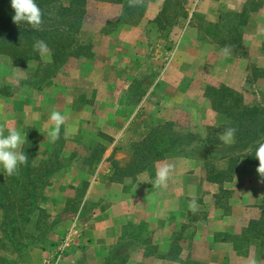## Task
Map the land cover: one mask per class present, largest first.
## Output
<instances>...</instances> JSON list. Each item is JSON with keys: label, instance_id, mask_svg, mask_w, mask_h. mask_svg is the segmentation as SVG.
<instances>
[{"label": "rangeland", "instance_id": "rangeland-1", "mask_svg": "<svg viewBox=\"0 0 264 264\" xmlns=\"http://www.w3.org/2000/svg\"><path fill=\"white\" fill-rule=\"evenodd\" d=\"M149 1H89L80 37L82 55L70 59L57 72L52 71L53 75L48 67L52 64L51 58L40 57L39 60L31 61L24 67L13 66L10 61L0 58V130L7 134L8 130L15 128L26 134V139H30L32 145L29 167L33 170L30 185L18 174L7 176L0 169V181L4 180V183L0 182V194L7 196L4 201L9 208V218L16 221V224L11 225L12 228L8 226V231L6 229L9 225L8 221L6 218L1 220L0 264H54L57 262L58 248L65 243V237L74 225L81 236L84 228L80 223L86 221L92 209L87 201L83 202L87 184L80 188L70 185L58 188V193L66 201L64 208L57 200L49 203L50 199L44 195L45 190L47 187H52L55 179H63L68 169H79L89 176H98L104 181L119 180L124 170L129 172L136 170L133 169L135 166H132L138 162V156H133L131 144L129 146L115 145V138L107 134V131L111 129L99 124L107 119L111 122L114 133L121 131L123 127L116 121L110 120L109 113L119 112L118 104L124 99L129 105L135 106L136 109L132 112L143 109L147 101L153 103L155 100L150 92L152 87L158 92L157 94L161 95L163 101L172 97V91H175V101L183 103V91L189 87L194 88L193 92L200 91L203 101L192 100L189 104L182 105L176 119L167 122L173 123L172 126L161 130L157 140L148 147L158 152L162 158H154L145 171H148L151 178L157 179V173L160 171L157 169V164L163 163L167 158H194L197 161V167L205 162L211 167L190 170L192 173L201 171L203 180L208 182L209 179H215L221 184L231 180L233 173L229 169H223V164L220 162H216L218 157L206 156L208 153H213L212 149L221 152L229 146L220 140L221 127L228 120L221 113L213 111L210 100L204 96L207 89L219 92L220 85L223 84L213 78H198L196 72L200 65L199 59L207 58L206 55L209 53L210 58L211 53L214 52L216 60L208 61L209 68L218 73L226 71L231 74L235 81V89H229L238 95L241 106H254L262 101L264 98V0H247L248 8L245 9V13L237 15L220 13L218 22L214 24L206 21L198 13L201 0H171L170 3L161 5L156 27L145 25L142 30L146 46H138V49L146 48L147 50L142 54L143 59L140 62L143 63L141 65H145L146 70H138L134 67L138 64L133 63L135 70L127 73L130 76L122 74L121 81L116 87L117 93L111 95L114 96L111 100H115L112 106L116 109L108 110L106 95L99 92L97 87L103 86L106 79L102 67L105 58L101 49L103 44L101 40L102 37L111 34L105 35L102 30L109 24L115 23V21H107L110 16L109 9L118 7L122 14L131 3L138 7L139 11L137 10L133 18L137 19L136 16L140 10L143 12L142 18L137 23L122 26L117 31L125 27L135 29L141 22H146L143 17L149 10ZM180 19L183 21L181 22ZM177 25H179L178 30H175L174 27ZM192 25L201 27L199 38L208 39L214 43L209 44L213 51L209 49L203 55L206 46H202L200 51H196L194 47L182 46L181 48L179 33L181 34V30L190 28ZM162 26L163 28L160 29ZM109 27L108 30L111 28ZM133 35L131 34L128 40L132 41ZM225 46L230 47L228 56L221 54V49ZM112 50L117 59L120 58L119 42L112 43ZM232 53L239 56L238 66L234 68H231ZM129 65L132 70V64L129 63ZM121 67V65L118 66L119 70L116 72L124 70ZM169 68L172 71L176 69L184 72L198 80L183 79L180 82L182 95L177 92L179 88H167L159 83L155 86L156 75ZM133 72L136 74L133 75ZM120 89H124L126 93H120ZM219 97L216 98L220 99ZM192 98L196 99V96ZM231 99L233 98L229 97L226 100V105ZM53 111H59L65 116V122L60 127L59 139L55 143L50 142L49 139V132L55 128L54 123L50 121ZM77 119L80 122L79 125H72L78 122ZM132 127L133 125L130 128ZM199 141L204 145L199 146ZM146 152L143 150L140 153L146 156ZM234 155L236 158L239 154L235 152ZM244 159L250 162L249 158ZM148 160L150 161V158ZM56 161H58L57 164L54 163ZM221 172L223 176L218 177ZM3 175H5L4 179H2ZM135 176L137 175L131 178ZM31 195H34L33 210L29 204ZM254 197L255 205L240 213L243 220L238 222L235 234L226 235L224 238L222 234H216L213 242L209 234L215 230L209 228L211 225H207L206 222L209 218L218 219L219 215L212 210L220 206L219 209L224 208L225 215L230 216L231 206L227 205L230 201L235 205L236 202L233 200L238 198L229 194H219L215 198L214 206L209 202L207 206L192 207L187 224L183 226L185 229L188 228L190 233L189 239L183 240V245L190 250L186 261L189 264H210L212 257L209 251L213 244L225 240L233 246L236 255L232 260L227 256L214 264H230L231 261L235 264H264V249L260 248L257 242L248 241L250 234L246 231L249 222L260 221L262 218L264 191L256 190ZM24 218L26 220H23ZM67 220L70 223V229L64 234V230H60L59 225L63 222L67 223ZM4 221L6 228L3 226ZM200 241L202 243V246L198 248L200 251L198 252L197 249L196 253H193L194 247L196 245L198 247ZM75 243H77L75 239L67 243L56 264L63 262L64 257L67 258L66 261L69 259L67 249L71 250Z\"/></svg>", "mask_w": 264, "mask_h": 264}, {"label": "crops", "instance_id": "crops-1", "mask_svg": "<svg viewBox=\"0 0 264 264\" xmlns=\"http://www.w3.org/2000/svg\"><path fill=\"white\" fill-rule=\"evenodd\" d=\"M170 2L171 0H150L148 3L149 10L145 12L143 17L146 22H141L135 29L125 27L102 37L101 49L105 58L102 67L106 79L105 84L101 87L98 86L97 90L106 95L105 100L108 110L116 109L112 106L115 100H111L114 97L111 95L117 93L116 87L121 81L122 74L129 77L130 74L127 73L135 70L133 63L138 64L134 66L138 70H146L145 65H141L143 63L140 62L143 59L141 58L142 54L147 50L146 48L138 49L139 45L146 46V39L142 37V30L145 25H155L156 27L161 5ZM247 2V0H201L197 11L206 21L214 24L218 22L220 13H231L233 15L245 13V9L248 8ZM117 8L112 7L109 9L110 16L107 21L116 22L119 19L121 10ZM148 21L151 22L148 23ZM180 21L183 20L180 19ZM178 27L179 25L175 26L174 29L178 30ZM162 28L163 26L160 27V29ZM200 28V26L192 25L190 28L181 30V34L179 33L181 48L182 46L194 47L196 51H200L202 46H206L208 49L204 48L203 55L209 49L214 50L211 48L213 42L199 38ZM131 34H134L132 41L128 40ZM113 42H119L120 58L118 59L112 50ZM213 53H211L210 58L209 53L206 55L207 58L201 57L199 59L200 65L196 72L197 77L213 78L226 87L235 89L234 78L229 72L220 71L218 73L209 68L208 61L214 62L216 60ZM230 56L231 68L238 66V54L232 53ZM115 61L124 70L116 72V70H119L118 66L120 65H117ZM129 63L132 64V70L129 68ZM134 74L136 72H133ZM187 78L194 79L195 77L176 69L172 71L169 68L156 75L154 85L159 83L167 88H179L177 92L180 95L182 93L180 82ZM198 78L195 79L198 80ZM123 90L120 89V93L124 92ZM193 91L194 88L191 87L184 90L183 103L182 101L177 103L175 101V91H172V97H168L163 101L161 95L157 94L158 92L152 87L150 90L151 97L155 101L153 103L147 101L148 104L145 102L143 109L138 112H132L136 108L129 105L126 99L118 104L119 112H108L110 120L116 121L123 127L121 131L114 133L111 122H108L107 119L99 125L111 129V131H107V134L115 138V145L129 146L143 140L151 128L174 121L182 105H187L192 100L202 102L203 98L200 91ZM192 96H196V99H193ZM79 123L78 121L72 125L78 126ZM131 125H133L132 128H130ZM196 162L194 158L171 157L164 160L163 163L157 164V169L166 171L168 174L166 184H158L157 179L151 178L148 171L142 172L134 178L126 177L114 181H104L98 176H89L79 169H68L63 179H55L52 187L46 188L45 197L50 199L49 203L53 200L61 202L60 205L64 208L66 201L58 193V188L63 185L80 188L87 184L83 202L87 201L92 209L86 221L80 223L84 229L81 236L79 235L75 239L77 243L72 246L71 250L67 249L69 253L67 254L70 255L69 259L66 261L67 258L64 257L63 262L61 261L60 264H189L186 260L189 258L190 250L183 245V240L189 239L190 233L188 228L185 229L183 226L187 224L189 212L192 208L190 203L194 200L195 207L207 206L209 202L210 205L214 206L215 198L219 194L233 195L238 199L233 200L236 202L235 205L232 201L227 205L231 206L230 216L229 214L225 215L224 208L221 210L219 209L220 206L217 207L218 209L215 207L216 210H212L219 215V218L207 219V225H211L209 228L215 230L209 236H211L213 242L216 234H222V238L226 235L235 234L238 222L243 220L240 213L255 205L256 190L262 189L264 191V177H261L257 172L259 165L255 166L246 159L241 158L236 164L231 180L221 184L220 182L203 180L201 171L192 173L191 169L211 168L206 162L199 164V167H197ZM216 162L223 164V169H230L228 159L216 160ZM4 178L5 175L2 179ZM64 217L67 218V216ZM1 220H3V212L0 210V223ZM65 223L59 225V229L64 230V234L70 229L68 220L67 223L69 224ZM181 228H183V232H181ZM203 229H206V227H203ZM64 234L62 235L64 236ZM177 239H181L180 242ZM200 246H202L201 241L198 247L197 245L194 247L193 253H196ZM199 251L200 249H198ZM209 252L212 257L210 264L217 263L218 260L220 261L227 256L232 260L236 255L233 246L225 240L215 242ZM232 262L230 264H235Z\"/></svg>", "mask_w": 264, "mask_h": 264}, {"label": "trees", "instance_id": "trees-1", "mask_svg": "<svg viewBox=\"0 0 264 264\" xmlns=\"http://www.w3.org/2000/svg\"><path fill=\"white\" fill-rule=\"evenodd\" d=\"M89 1L102 0H36L42 10L44 21L40 29L37 30L26 24H15L12 20L14 10L10 6V0H0V58L10 61L13 66L24 67L29 62L40 59V55L34 51L33 45L37 40H43L52 51V64L48 67L51 75H53L52 71L57 72L70 59L78 58L82 55L80 37L85 22L86 6ZM137 10L139 11L138 7L132 3L129 4L119 19L115 23L109 24L110 30H108V27L104 28L102 33L106 35L117 31L122 26L137 23L143 15L140 10L136 16L137 19L134 20L133 16L136 15ZM204 96L210 100L213 111L221 113L228 120L227 123L222 125L221 133L223 134L229 127L237 129L233 145L227 146L226 150L221 152L212 149L213 153H208L206 156L208 158L218 157L217 160L228 159L230 163L229 171L232 173H234L236 164L241 158H249L251 164L259 165L254 153L258 144L264 142V98L254 106H241L238 95L223 85H220L219 92L207 89L204 92ZM229 97L233 99L228 101L226 105V100ZM172 124L165 123L154 127L142 141L131 144L130 149L133 152V156H138V162L132 166H135L133 169L136 170L130 172L124 170L120 175V179L138 175L147 169L154 158H162L158 152L148 149V147L152 146L157 140V135L161 130L172 126ZM26 140L27 142L21 150H24L29 161L26 166L20 168L18 175L31 185L33 170L29 166L31 163L32 145L30 139L27 138ZM199 142V146L204 145L201 141ZM143 150L147 151L146 156L141 155L140 152ZM235 152L239 154L236 158L234 157ZM149 158L150 161L148 160ZM54 163L57 164L58 161ZM218 175V177H222L223 173L221 172ZM209 181L219 182L215 179H209ZM0 182L4 183V180ZM5 197L7 196L0 194V210L3 212V218H6L9 223L6 228L4 221L3 226L9 231L8 226L12 228L11 225L16 224V221L9 218V208L5 204ZM29 204L31 210H33L35 206L34 195L30 196ZM23 220H26V218ZM246 231L250 234L248 241L257 242L258 246L264 249V209L262 210L260 221L249 222Z\"/></svg>", "mask_w": 264, "mask_h": 264}, {"label": "clouds", "instance_id": "clouds-1", "mask_svg": "<svg viewBox=\"0 0 264 264\" xmlns=\"http://www.w3.org/2000/svg\"><path fill=\"white\" fill-rule=\"evenodd\" d=\"M10 6L14 10L12 20L15 24H26L37 30L43 24V13L38 6L36 0H10ZM33 49L40 57L50 59L52 55L51 48L43 40H37ZM221 54L228 56L230 54V47L225 46L221 49ZM50 121L54 123L55 128L49 132L50 142L55 143L59 139V132L61 125L65 122V116L59 111H53L50 115ZM237 129L234 127L227 128L220 136V140L226 144L231 145L235 142V135ZM26 134L19 129H10L7 134L0 130V169L7 176H13L19 173L22 166H26L29 159L25 155L22 147L26 144ZM255 158L259 161L257 168L258 174L264 177V142L258 144L255 149ZM168 174L166 171H159L157 173V183L166 184ZM195 206V201L190 203V207Z\"/></svg>", "mask_w": 264, "mask_h": 264}, {"label": "built area", "instance_id": "built-area-1", "mask_svg": "<svg viewBox=\"0 0 264 264\" xmlns=\"http://www.w3.org/2000/svg\"><path fill=\"white\" fill-rule=\"evenodd\" d=\"M78 236H79V232L76 229V226L74 225V227L67 233L65 237V243L61 244V246L58 248L59 251H58V257L56 260L57 262H55L54 264L58 263V261L60 260L61 255L63 251L65 250L67 243H69L70 241H74V239H77Z\"/></svg>", "mask_w": 264, "mask_h": 264}]
</instances>
